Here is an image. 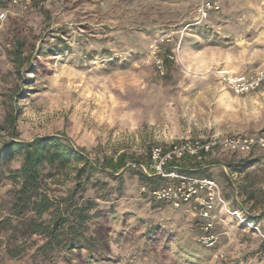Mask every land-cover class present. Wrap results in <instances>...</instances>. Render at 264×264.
Masks as SVG:
<instances>
[{
	"label": "rangeland",
	"instance_id": "374dc122",
	"mask_svg": "<svg viewBox=\"0 0 264 264\" xmlns=\"http://www.w3.org/2000/svg\"><path fill=\"white\" fill-rule=\"evenodd\" d=\"M8 2L0 0V11ZM39 7L0 20V127L8 104L17 99L21 140L67 137L95 160L146 156L212 135H264V88L237 97L220 76L264 68V0H225L220 13L184 34L182 64L160 78L147 45L168 29L161 27L191 24L193 0H44ZM16 47L24 60L19 75ZM51 47H57L54 53ZM35 58L45 66L41 71ZM3 133L0 140L8 139ZM246 154L217 151L207 158L215 160L201 171L204 176H193L217 183L227 205L259 231L217 208L218 241L205 247L203 223L188 206L156 208L141 197L133 174L125 172L121 181L99 174L105 187L86 193L98 203L88 228L94 248L55 255L50 262L36 259L32 250L9 259L2 234L0 264H264V154ZM243 161L250 167L239 170ZM50 187L57 194L70 183ZM10 189L8 182L0 185V219ZM33 240L40 244V238Z\"/></svg>",
	"mask_w": 264,
	"mask_h": 264
},
{
	"label": "trees",
	"instance_id": "16d2710c",
	"mask_svg": "<svg viewBox=\"0 0 264 264\" xmlns=\"http://www.w3.org/2000/svg\"><path fill=\"white\" fill-rule=\"evenodd\" d=\"M43 1L36 0L32 8L39 7ZM195 6L196 0H193L194 10ZM182 26L168 25L161 28ZM57 41L64 40L57 38ZM17 45L21 47L22 44L18 42ZM56 48L51 47L49 50L54 53ZM40 50L41 55L45 54L44 45ZM35 59L36 72L44 69L40 59ZM13 60L16 74L19 75L20 65L24 60L17 47ZM8 108L0 127V131L8 137L0 140V185L8 182L11 188L8 206L3 209L7 214L0 219V237L2 234H7L8 237L3 250L6 258L20 259L32 250L36 259L42 258L43 261L50 262L55 255L65 256L74 251L94 248L95 240L88 234V228L90 221L98 214V203L94 198L86 196V193L105 187L106 183L101 182L100 177L97 180L100 175L107 180L121 181L122 175L129 172L137 177L140 187L145 186L150 190L162 187L170 181L155 174L146 175L141 169L149 166L150 150L146 152V156L128 157L127 154L120 153L93 160L84 150L76 149L67 137L49 135L34 137L32 141L21 140L17 124L20 115L17 99H13ZM260 151L264 154V150H258L246 155ZM17 159H20L18 167L13 168L11 165ZM208 160L198 163L186 157L178 166L186 174L204 176L201 171L214 163L215 159ZM249 163L244 162L238 169H247L250 167L247 166ZM67 182L70 187L66 190L57 194V191L51 190L52 183L63 185ZM239 188L243 187L239 185ZM141 197L156 208L171 207L168 203L156 202L148 194ZM248 197L252 199L251 196ZM232 207L234 209L233 205ZM197 221L203 223L200 219ZM36 237L41 239L40 244H35L33 239ZM27 242L30 243L29 247ZM1 243L0 239V246ZM259 246L264 250V239Z\"/></svg>",
	"mask_w": 264,
	"mask_h": 264
},
{
	"label": "built area",
	"instance_id": "2783aa9c",
	"mask_svg": "<svg viewBox=\"0 0 264 264\" xmlns=\"http://www.w3.org/2000/svg\"><path fill=\"white\" fill-rule=\"evenodd\" d=\"M35 1L9 0V7L0 11V20L18 17L30 12ZM222 3L223 0H196V14L191 24L181 28L162 29L148 43L147 53L151 59L154 72L159 78L165 77L172 65L182 64L180 49L184 34L192 27L206 23L211 15L220 13L223 8ZM173 45L174 47L170 48ZM220 76L237 97L256 93L264 86V68H259L249 75H234L224 71L220 73ZM258 150H264V135L261 134L226 135V137L212 135L206 140L183 141L167 149H152L150 150L148 168L141 167V169L146 175L155 174L167 178L171 184L166 183L155 190L141 186L139 192L141 195H150L156 202L168 203L173 209L188 206L190 212L203 221L200 236L201 244L213 248L218 241V234L214 231L217 208L227 216L230 215L236 219L238 223L247 225L250 229L259 230L254 223L247 221L239 211L233 210L227 205L221 198L217 183L212 179L199 178L182 172L178 166L179 162L187 157L201 163L217 151L243 154Z\"/></svg>",
	"mask_w": 264,
	"mask_h": 264
},
{
	"label": "crops",
	"instance_id": "0c3cea01",
	"mask_svg": "<svg viewBox=\"0 0 264 264\" xmlns=\"http://www.w3.org/2000/svg\"><path fill=\"white\" fill-rule=\"evenodd\" d=\"M223 5L225 4V0H223V3H222ZM257 70V69H256ZM256 70L255 71H253V72H247V73H242V74H245V75H249V74H253L254 72H256ZM262 88H264V86L262 87ZM262 88H260V89H262ZM259 89V90H260ZM258 90V91H259ZM257 93V92H256Z\"/></svg>",
	"mask_w": 264,
	"mask_h": 264
}]
</instances>
